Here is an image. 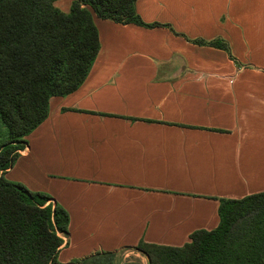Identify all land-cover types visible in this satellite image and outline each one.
<instances>
[{
  "label": "crops",
  "instance_id": "obj_1",
  "mask_svg": "<svg viewBox=\"0 0 264 264\" xmlns=\"http://www.w3.org/2000/svg\"><path fill=\"white\" fill-rule=\"evenodd\" d=\"M135 11L166 26L93 14L86 79L50 98L4 174L67 211L60 263L182 246L218 225L219 198L264 191V0H136Z\"/></svg>",
  "mask_w": 264,
  "mask_h": 264
},
{
  "label": "trees",
  "instance_id": "obj_2",
  "mask_svg": "<svg viewBox=\"0 0 264 264\" xmlns=\"http://www.w3.org/2000/svg\"><path fill=\"white\" fill-rule=\"evenodd\" d=\"M0 0V264H54L68 235L69 215L44 192L4 178L48 116L49 100L74 92L86 79L99 50L93 14L147 28L136 0ZM226 50L222 40H190ZM230 55V54H229ZM231 56V55H230ZM218 225L192 232L173 247L140 241L133 249L148 264H264V191L218 199ZM115 252H96L78 264H115Z\"/></svg>",
  "mask_w": 264,
  "mask_h": 264
},
{
  "label": "rangeland",
  "instance_id": "obj_3",
  "mask_svg": "<svg viewBox=\"0 0 264 264\" xmlns=\"http://www.w3.org/2000/svg\"><path fill=\"white\" fill-rule=\"evenodd\" d=\"M5 132L6 128L0 123V133ZM115 264H148V260L135 249H124L116 252Z\"/></svg>",
  "mask_w": 264,
  "mask_h": 264
},
{
  "label": "water",
  "instance_id": "obj_4",
  "mask_svg": "<svg viewBox=\"0 0 264 264\" xmlns=\"http://www.w3.org/2000/svg\"><path fill=\"white\" fill-rule=\"evenodd\" d=\"M54 264H78V263H74V262H72V261H70V262H66V263H54Z\"/></svg>",
  "mask_w": 264,
  "mask_h": 264
}]
</instances>
